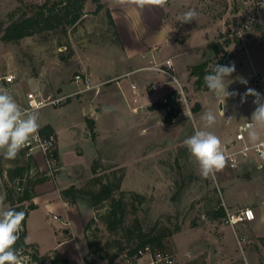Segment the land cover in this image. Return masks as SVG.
I'll list each match as a JSON object with an SVG mask.
<instances>
[{
	"label": "rangeland",
	"instance_id": "obj_1",
	"mask_svg": "<svg viewBox=\"0 0 264 264\" xmlns=\"http://www.w3.org/2000/svg\"><path fill=\"white\" fill-rule=\"evenodd\" d=\"M44 1L0 0V22L6 26ZM99 1L104 8L93 14L95 4L86 0L85 15L73 27L61 26L16 42L0 40V84H9L16 94L23 96L41 86L56 94L74 92L83 88L81 82L73 80L81 72L89 76L92 86L57 106L38 110V123L50 125L57 137L60 169L52 175L40 156L33 162L19 154L9 160L0 150V200L6 207L10 208L11 202L17 204L12 191L14 180L9 178L14 168L31 164L34 177L41 180L31 189L38 204L27 211L25 221L24 242L31 247L19 252L30 257L31 264H78L81 255L82 264H109L110 255L118 248H132L135 239H129L120 228L109 232L101 219L109 201L92 206L87 197L98 190L99 183L123 174L118 192H123L126 205L124 227L137 218L146 231L165 234L166 248L177 264H204L205 256L219 255L213 251L219 235L217 225L226 223L225 218L209 220L203 201L215 190L221 198V179H252L247 189L264 199V159L250 155L237 167L226 163L223 170L204 178L184 140L196 130L212 131L221 143V135L233 140L239 125L251 121L256 98L247 95L248 90L264 97V0H168L164 8L149 4L142 9L120 7L115 0ZM189 9L198 12L196 20L178 22L177 16ZM252 12V26L240 31L237 19H245ZM157 26L165 31L164 37L153 33ZM221 35L232 40L223 45L218 58L225 64H235V72L227 78L228 91L234 95L224 101L204 90L192 65L183 79L177 76L190 112L185 109L161 124L155 101L168 87L155 89L153 94L152 85L171 83L165 75L147 67L174 50H181L180 58L188 63L202 61L211 56L213 41L223 42L225 37ZM239 35L241 44L237 45ZM127 70L131 72L124 75ZM129 92L132 97L125 96ZM208 110L216 115V123L210 128L202 120ZM255 127L258 138H264V128ZM249 131L244 132L246 141L252 140ZM259 163L262 168L257 167ZM70 187L74 190L63 197V190ZM223 191L230 198L238 190L231 184ZM133 194L143 195L145 200L140 203ZM62 202L67 204V213ZM223 228L229 235L222 253L232 258L241 256L231 228ZM88 242L94 247L89 249ZM261 255H257L259 263Z\"/></svg>",
	"mask_w": 264,
	"mask_h": 264
},
{
	"label": "trees",
	"instance_id": "obj_2",
	"mask_svg": "<svg viewBox=\"0 0 264 264\" xmlns=\"http://www.w3.org/2000/svg\"><path fill=\"white\" fill-rule=\"evenodd\" d=\"M95 4V9L93 14H98L103 8L99 0H91ZM86 0H45L43 3L34 6V10L30 11L28 15L24 14L22 17L17 20L11 21L8 25L4 26L0 22V40L7 41H19L26 36H32L36 33L43 31H51L57 29L58 27H73L79 23L81 18L85 15L83 12L84 3ZM106 15L108 16L110 23L113 24V19L109 12V9H106ZM222 37H225L221 35ZM231 39L225 37L223 42L220 43L218 40L212 42L211 46L213 49L214 57L212 59L203 61L195 66H192V70L197 76V80L201 84L204 90L209 91L204 83L205 75L211 73L213 67L218 65H227L222 62V59L218 58L220 51L223 49V45H229ZM224 43V44H223ZM236 44H241L238 37H236ZM91 121L89 122L90 131L93 132L91 126ZM46 130L53 131L50 125H46ZM20 156H23L19 152ZM97 161L93 162L92 172L95 173ZM31 164L27 166H19L14 168L9 178L14 180L12 191L15 195V203L11 202L10 208H14L17 211H24L25 218L22 222V231L20 232V238L17 241L15 247L20 250L21 248L28 247L24 242L25 238V221L28 215V210L36 208V205L32 203L31 189L39 183L41 180L36 179L34 175L32 176L29 173ZM123 174L115 180L107 179L104 183H99L100 186L96 192L87 194L88 199L92 206H96L99 203L104 201H109L108 211L106 214L101 215V219L104 221L106 228L109 232H113L116 229H122L127 232V237L129 239H135L136 244L132 248H118L113 255H110V259L113 260L116 256L124 253L125 250L132 254L138 248L144 246H151L152 248H165V234L159 233L153 235L152 232L146 231L141 227L140 221L135 218L131 226L124 227V215L125 207L123 192H118L120 188V183L122 180ZM74 188L70 187L66 190H63V197L68 196L70 191ZM11 191V192H12ZM118 192V193H117ZM140 203L145 200V197L140 194H133ZM7 199H10L7 196ZM28 202L27 205H24ZM205 203L206 214L209 220L216 221L224 219L226 212L225 208L222 205L221 198L218 195L217 190L213 192L212 197L205 198L203 201ZM24 206V208L22 207ZM88 225H86L87 227ZM177 232V231H176ZM31 247V246H29ZM87 247L91 249L94 247L93 242H88ZM35 248V247H34ZM54 261H58L57 258H54Z\"/></svg>",
	"mask_w": 264,
	"mask_h": 264
},
{
	"label": "clouds",
	"instance_id": "obj_3",
	"mask_svg": "<svg viewBox=\"0 0 264 264\" xmlns=\"http://www.w3.org/2000/svg\"><path fill=\"white\" fill-rule=\"evenodd\" d=\"M120 7L133 6L144 8L154 5L164 8L168 0H115ZM198 12L189 9L177 16L180 23H191L196 20ZM235 72V64H216L211 73L205 75L204 83L209 92L217 99L226 100L234 95L228 91L229 80ZM247 95L255 96L253 103L256 105L249 123V136L255 141L258 133L255 126L264 128V97L260 93L249 89ZM108 111V108H105ZM186 115V114H185ZM38 111L22 109L10 92L0 87V150H3L5 159H15L19 152L26 146L29 139L38 132ZM202 120L205 127L210 128L216 123V115L206 111ZM184 145L199 165L200 175L204 178L214 176L224 169L226 157L221 149V141L212 131L196 130L193 135L184 140ZM25 218L24 211L8 208L0 200V264H31V258L21 255L15 245L20 238L22 222Z\"/></svg>",
	"mask_w": 264,
	"mask_h": 264
},
{
	"label": "built area",
	"instance_id": "obj_4",
	"mask_svg": "<svg viewBox=\"0 0 264 264\" xmlns=\"http://www.w3.org/2000/svg\"><path fill=\"white\" fill-rule=\"evenodd\" d=\"M254 13H250L245 19H237L240 31L250 28L254 22ZM239 34V32L235 33ZM232 35V34H231ZM239 37L240 35L236 36ZM147 69L161 73L167 77V81L172 84V88L167 93L162 94L155 101L157 109L161 114V124L164 120L173 119L175 115H179L188 109L190 112L187 95L185 94L182 84L177 78L173 60L166 58L159 63H153ZM75 83H82L83 88H80L71 93H52L46 92L45 86H41L39 89H31L26 92L25 95H18L16 91L8 85L0 84V87L7 89L14 97L16 102L22 109L40 110L46 106H57L62 102H65L70 97L77 93L84 92L92 88L90 78L85 73L75 74L73 77ZM131 89L135 90V85L131 84ZM137 111V107L133 109V112ZM249 123L245 122L238 127L237 132L233 140L221 146V149L226 157V163L229 167L235 168L242 160H246L248 156L253 155L259 159H264V140L258 141L254 144L248 145L245 142L244 132L249 129ZM40 125V124H39ZM46 125H40L38 132L34 134L26 144V146L20 151L23 157L33 162L36 160V156H40L47 172L53 174L60 169L58 167V142L54 131L46 130ZM258 168H262V164L257 165ZM32 167L29 173L33 176ZM225 215V223L234 226L241 222H249L255 219V214L252 208L245 207L237 210L236 212H229L227 210ZM54 220H58V216H53ZM242 240H238L240 243ZM261 264H264V254L261 255ZM109 264H177V260L173 254H171L167 248H152L147 245L142 248H138L130 254L127 250L121 255L110 261ZM237 264V263H228Z\"/></svg>",
	"mask_w": 264,
	"mask_h": 264
},
{
	"label": "crops",
	"instance_id": "obj_5",
	"mask_svg": "<svg viewBox=\"0 0 264 264\" xmlns=\"http://www.w3.org/2000/svg\"><path fill=\"white\" fill-rule=\"evenodd\" d=\"M153 30H154L153 33L159 34V36H161V37L165 36V31H163L160 26L159 27L158 26L153 27ZM191 38H193V36L188 38L182 44L183 45L186 44ZM174 43H177V42H174ZM182 44H180V45H182ZM211 51H212V54L210 57H208L202 61H199L197 63H192V64L188 63L189 61L187 62L186 58H180L183 55L182 54L183 52L181 50H174V52H172L169 55H166L163 59H161L159 61H162L166 58H171L173 60L175 72H176L177 76H179L183 79L190 66L199 64L203 61H206V60L212 58V56H213L212 46H211ZM184 52H187V51H184ZM227 65H229V63H227ZM142 67L143 66H140L138 68H142ZM131 70L124 71V75L130 73ZM121 76H122V74L120 75V77ZM150 81L155 82L151 78H150ZM170 85L171 86H168V85L163 86V85H159L158 83H154V85H152L154 87L153 94H155V89L165 88V87H168V88L164 91L161 90L160 93H162V92H164L163 94L167 93V91H169L172 88V84H170ZM131 95L132 94H130V92H129L125 96L132 97ZM220 112H221V109H220ZM244 122H248V121H244ZM220 138L222 139L221 146L230 142V140H231V139L225 138V135H221ZM261 140H264V138H257L255 141H253V140L246 141L245 140V142H246V144L251 145V144H254V143L261 141ZM257 174H259V173H257ZM256 177H258V175H256ZM250 181H252V179H249V180H233L232 182H230V181L226 182V180L221 179V184H222L221 201H222V205L225 208V210H227L229 212H236L239 209L249 207V208L253 209L254 214H255V219L253 221H249V222H241V223H238L234 226H230L228 224L217 225L218 226L217 231H218L219 235L217 237V242L214 243L216 245V247L213 248V251L215 253H219V255H216L213 258H212V256H205L204 257V264H228V263L260 264L261 263V262L259 263V258L257 255L258 254H260V255L264 254V199L258 198L256 195L253 196L251 194V192L249 191V189H247L248 187H246V186L249 185ZM231 184L236 185L238 191H237V193L234 192L233 195L229 198V197H226L224 195L223 190L226 189ZM38 197H40V196H38ZM36 199H37V196H33L32 197V203L38 204V203H36ZM62 204L65 205L64 211H65V213H67L68 212L67 204L65 202H62ZM217 221H219V220H216L214 222H217ZM223 227H230L231 228L235 242L238 245V247H240V249H241V252H242L241 256H234L232 258L230 255H224L225 251H223V249L227 243V236L229 234H225ZM239 239L242 240L240 243H238ZM222 252H224V253H222ZM82 257H83V255L80 256V258L78 260V264H82L81 263ZM192 260H194V259H192ZM192 260H190V261H192Z\"/></svg>",
	"mask_w": 264,
	"mask_h": 264
}]
</instances>
